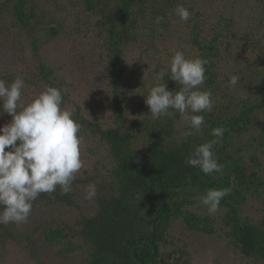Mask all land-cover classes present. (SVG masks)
<instances>
[{"label": "trees", "instance_id": "trees-1", "mask_svg": "<svg viewBox=\"0 0 264 264\" xmlns=\"http://www.w3.org/2000/svg\"><path fill=\"white\" fill-rule=\"evenodd\" d=\"M70 3L88 19L84 27H93L101 43L100 71L111 111L105 121L89 118L67 92L66 80L42 58L43 44L61 33L70 10L51 0H4L1 5L30 48L34 70L23 78L25 85L62 90V107L81 125L82 143L97 151L89 148L91 153H102L100 171L91 172L85 180L97 188L96 196L88 201L93 212L82 218L79 230L69 232L88 249L79 264H190L178 248L161 256L160 246L174 220L193 231L212 232L207 216L188 209L209 188L229 189L218 209L223 211L220 225L241 256L264 264V219L253 222L240 211L248 193L259 198L264 195V0ZM178 5L190 11L187 22L174 14ZM158 15L165 17L160 25L154 23ZM170 35L179 49L184 45L181 51L186 58L208 60L206 79L199 87L211 92L214 107L201 113V131L190 137L183 136L186 128L179 113L154 120L144 103L142 94L146 92H141L147 66L144 60L157 59L161 66L156 72L167 68L172 56L168 61L159 59L167 55L166 37ZM128 55H134L131 66ZM233 75L239 77L235 87L229 85ZM15 77L0 74L6 83ZM164 82L170 91L180 87L167 76L152 85ZM10 119L7 113L0 114V125ZM215 127L225 129L222 141L213 149L224 171L222 175H205L187 166L185 160L193 146L214 139L210 132ZM75 181L67 195H62L59 187L51 196L41 193L32 210L73 205V197L79 194ZM65 232L66 228L49 224L42 233L47 245L65 246V251L71 252L75 248Z\"/></svg>", "mask_w": 264, "mask_h": 264}, {"label": "rangeland", "instance_id": "rangeland-1", "mask_svg": "<svg viewBox=\"0 0 264 264\" xmlns=\"http://www.w3.org/2000/svg\"><path fill=\"white\" fill-rule=\"evenodd\" d=\"M3 1L0 0V74H14L27 78V74L34 70L29 59L30 48L24 34L11 26L10 17L2 11ZM51 1L54 4H63L67 12L70 11L68 18L64 19L61 33L55 39L43 44L42 58L66 80L67 92L71 98L78 100L83 109L85 108L86 114L91 118L105 121L111 116V111L110 95L104 86L103 71H100L103 68L101 58L103 51L99 50L101 43L97 40L93 27H84L83 23H87L88 19L80 16V11L71 6L70 0ZM78 18L83 22H79ZM76 26L78 27L75 29ZM170 37L173 39L170 40ZM166 38L167 55H161L159 60L168 61L177 51L182 52L184 48L183 44L179 49L173 43L176 39L174 35ZM178 43L180 44V41ZM133 57L134 55L131 57L128 55L129 66L134 63ZM145 61L147 64L144 70L145 86L141 87V92L143 90L147 92L148 87L159 82L154 78L153 73L160 68L161 65H158L160 63L156 64L157 59L154 62ZM43 90L25 85L22 89V100L26 103ZM89 148L94 149L87 143L81 144V159L84 166L74 179L77 180L75 185L79 194L73 197V205H52L38 208L36 211L32 210L27 221L19 227L13 223L0 224V264L81 263L88 249L82 245L77 236L70 233L79 230L82 218L93 212L92 202L84 198L83 187L88 185L85 180L91 176L90 173L100 171L103 163L102 153H91ZM262 196L263 198H259L248 193L243 201L245 203L241 205V215L247 216L253 222H261L262 218L264 219V195ZM188 209L199 216H207L210 219L212 232L193 231L182 221L174 220L165 243L160 246L161 256L167 257L178 248L184 252L190 264H263L241 256L238 249L230 243L224 228L220 225L219 217L223 211L218 210L210 214L207 208L200 204L199 199H196L195 204ZM49 224L66 228L68 232L65 233L70 235L68 239L75 249L66 252L65 246L47 245L42 232Z\"/></svg>", "mask_w": 264, "mask_h": 264}, {"label": "clouds", "instance_id": "clouds-1", "mask_svg": "<svg viewBox=\"0 0 264 264\" xmlns=\"http://www.w3.org/2000/svg\"><path fill=\"white\" fill-rule=\"evenodd\" d=\"M174 14L187 22L190 11L178 5ZM164 16H156L154 23L160 25ZM162 30V29H158ZM207 59L186 58L177 51L166 69L155 73V79L175 81L178 90H168L164 83L147 88L144 103L151 117L159 119L179 113L185 123L184 137L201 131L204 116L214 107L212 94L201 90L206 76ZM238 76H231L229 85L235 87ZM25 81L16 76L10 83L0 79V114L7 113L11 119L0 125V224L25 223L32 211L33 202L41 193L51 196L59 187L62 195L72 191V182L83 168L79 135L81 125L74 121L73 113L62 107V90L47 86L34 99L24 102L22 89ZM90 118V117H89ZM225 129H211V139L193 146L185 160L187 166L198 168L205 175L223 174L224 165L218 163L214 146L223 139ZM97 194L96 185L90 183L85 189V199L92 200ZM229 195V189H207L200 196V204L208 212L215 213L221 200Z\"/></svg>", "mask_w": 264, "mask_h": 264}]
</instances>
